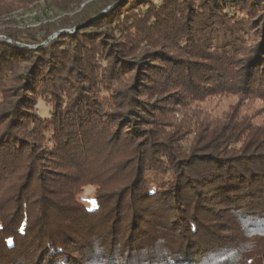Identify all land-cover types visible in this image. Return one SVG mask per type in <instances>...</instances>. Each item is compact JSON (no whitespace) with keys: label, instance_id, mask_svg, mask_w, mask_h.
Segmentation results:
<instances>
[{"label":"trees","instance_id":"trees-1","mask_svg":"<svg viewBox=\"0 0 264 264\" xmlns=\"http://www.w3.org/2000/svg\"><path fill=\"white\" fill-rule=\"evenodd\" d=\"M82 10L0 30V264H264V126L191 107L264 100V0Z\"/></svg>","mask_w":264,"mask_h":264},{"label":"rangeland","instance_id":"rangeland-1","mask_svg":"<svg viewBox=\"0 0 264 264\" xmlns=\"http://www.w3.org/2000/svg\"><path fill=\"white\" fill-rule=\"evenodd\" d=\"M8 1H11V0H0V5H3L5 3H7ZM51 1L52 0H34L32 3H30L27 6H22V7H19L17 9L14 8L10 12H8L6 15L5 14L0 15V30L5 29L6 27L7 28L8 27H13V28L17 27L19 29L38 27V26L43 25L45 23H49V21L56 20V19L62 18V17L67 16V15L79 13V12L83 11L82 9H84L85 6H89L91 4H94V2H97L98 0H65V1L61 0L62 2L60 1L62 3V5L64 4V5L73 6V5L80 4L79 7L77 8V10H75V11L72 9L64 10V9H62V7L56 6L55 5L56 2L53 4L52 2H54V1H52V2ZM60 2L58 1L57 3H59V5H61ZM46 13H48L49 16H47ZM43 14H45V15L42 17ZM71 23L72 22H70V24L67 23L65 25H62V24L59 25V28H57V30L54 31V33L59 32V31H61L60 33L66 32V31H69L71 33H75L78 30V28L76 29L77 26L71 27ZM83 24L84 23H82V25ZM64 26L67 28L63 29ZM80 26H78V27H80ZM0 36H4V35L0 34ZM9 41L11 42V39ZM47 42L48 41L44 42L43 44H45ZM22 45L27 46L28 44L24 43ZM29 47L34 48V47H36V45H30ZM147 49H148L147 47L140 49L141 51H138V54L136 56H139V55L141 56V54ZM135 58L136 57L131 58L130 60H132V61L137 60ZM191 107L197 108L195 111H193V112H195V115H193L194 121L196 119H199L198 116H200V118H202L203 123L213 122L214 120L220 119L227 112L229 113V115H232L231 111L235 110V113H237L236 114L237 117L243 118V119H245V120H247V121H249L255 125H263L264 126V100L261 98L253 97L250 99L249 98L248 99L247 98L242 99L239 96L214 95V96H210L204 102H200V103H196L195 105L194 104L191 105ZM37 112L41 116L47 117L50 115L51 105L48 104L44 100H40L39 104L37 106ZM183 112H184V110L180 109L178 114H176L175 119L177 120V122H180L182 120ZM95 192H96V187L94 185L86 186L83 189L82 193L80 194V199L88 205H94L95 203H92V201H96L95 200ZM242 235L243 234H241L240 236H242ZM247 264H249V263H247Z\"/></svg>","mask_w":264,"mask_h":264},{"label":"water","instance_id":"water-1","mask_svg":"<svg viewBox=\"0 0 264 264\" xmlns=\"http://www.w3.org/2000/svg\"><path fill=\"white\" fill-rule=\"evenodd\" d=\"M113 6H109L107 9H105L103 12H105V11H107V10H109V9H111ZM77 28H79L78 26L76 27V29ZM61 31H59V32H56V33H54L47 41H49V40H51V39H53L54 37H56L59 33H60ZM0 38H4V36H0ZM10 40V39H9Z\"/></svg>","mask_w":264,"mask_h":264},{"label":"bare ground","instance_id":"bare-ground-1","mask_svg":"<svg viewBox=\"0 0 264 264\" xmlns=\"http://www.w3.org/2000/svg\"><path fill=\"white\" fill-rule=\"evenodd\" d=\"M64 13V12H63ZM62 14V13H61ZM40 15V14H39ZM45 14L42 15V17L44 16ZM23 16V15H22ZM31 16V15H30ZM36 16V15H35ZM42 19V18H41ZM40 22V21H39Z\"/></svg>","mask_w":264,"mask_h":264},{"label":"snow or ice","instance_id":"snow-or-ice-1","mask_svg":"<svg viewBox=\"0 0 264 264\" xmlns=\"http://www.w3.org/2000/svg\"><path fill=\"white\" fill-rule=\"evenodd\" d=\"M92 203H95V201H92Z\"/></svg>","mask_w":264,"mask_h":264}]
</instances>
